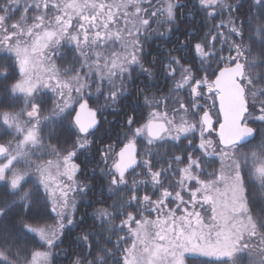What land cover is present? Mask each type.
<instances>
[{
    "label": "snow or ice",
    "instance_id": "1",
    "mask_svg": "<svg viewBox=\"0 0 264 264\" xmlns=\"http://www.w3.org/2000/svg\"><path fill=\"white\" fill-rule=\"evenodd\" d=\"M0 264H264V0H0Z\"/></svg>",
    "mask_w": 264,
    "mask_h": 264
},
{
    "label": "trees",
    "instance_id": "2",
    "mask_svg": "<svg viewBox=\"0 0 264 264\" xmlns=\"http://www.w3.org/2000/svg\"><path fill=\"white\" fill-rule=\"evenodd\" d=\"M109 119H113V117L110 116Z\"/></svg>",
    "mask_w": 264,
    "mask_h": 264
}]
</instances>
